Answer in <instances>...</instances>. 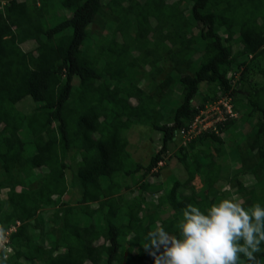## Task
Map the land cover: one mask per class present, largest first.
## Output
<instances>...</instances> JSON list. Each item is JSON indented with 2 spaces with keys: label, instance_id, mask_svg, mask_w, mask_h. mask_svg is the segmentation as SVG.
Listing matches in <instances>:
<instances>
[{
  "label": "trees",
  "instance_id": "16d2710c",
  "mask_svg": "<svg viewBox=\"0 0 264 264\" xmlns=\"http://www.w3.org/2000/svg\"><path fill=\"white\" fill-rule=\"evenodd\" d=\"M261 61L264 0H0V264H155L147 232L160 225L178 236L188 204L205 211L235 194L246 209L264 207ZM229 70L240 71L233 86ZM146 79L156 80L149 91ZM174 88L179 104L161 110ZM218 98L238 116L183 139L179 129ZM136 125L161 133L145 164L128 151ZM225 143L229 170L217 159ZM172 147L184 177L152 183L146 176L158 175ZM73 164L80 198L72 204L61 198ZM133 186L141 192L129 197ZM142 192L156 195L150 208ZM239 264L248 261L241 255Z\"/></svg>",
  "mask_w": 264,
  "mask_h": 264
},
{
  "label": "clouds",
  "instance_id": "9594fccd",
  "mask_svg": "<svg viewBox=\"0 0 264 264\" xmlns=\"http://www.w3.org/2000/svg\"><path fill=\"white\" fill-rule=\"evenodd\" d=\"M239 72L232 77V71H228L232 86ZM207 101L210 100L203 104ZM227 103L234 113L232 117H236L237 112ZM167 104L174 108L179 102L172 105L169 100ZM162 163L159 161L158 165ZM177 228L178 236L160 225L147 232L144 248L155 264H239L241 255L248 264H258L256 254L264 243V207L257 203L246 209L236 197L220 199L205 211L188 204L182 210ZM2 235L0 230V238Z\"/></svg>",
  "mask_w": 264,
  "mask_h": 264
},
{
  "label": "rangeland",
  "instance_id": "374dc122",
  "mask_svg": "<svg viewBox=\"0 0 264 264\" xmlns=\"http://www.w3.org/2000/svg\"><path fill=\"white\" fill-rule=\"evenodd\" d=\"M32 1V0H31ZM57 20H59L60 15L58 14ZM55 20L52 19L50 20L48 23L52 24L54 23ZM49 24H46L44 22V26H48ZM198 39V38H197ZM95 52V46H92V51L87 52V55L89 56H93V53ZM80 53V52H79ZM78 53V54H79ZM85 52H83L84 54ZM193 66H196V63H193ZM164 70L162 71V73L159 75V77L162 79L163 77H165L166 73L169 71V65H163ZM261 70L262 72H264V61H261ZM230 75V72L228 73ZM146 78V77H145ZM159 79V78H158ZM251 82H255V81H261V77L260 76H255L252 75L250 78ZM75 81V80H74ZM263 81V79H262ZM156 83V80L151 81L146 79L144 82H142L140 84V87L145 90V91H149L152 89V87L154 86V84ZM238 86V84H236ZM200 91H205L206 89V85L204 83L200 84L199 87ZM206 92V91H205ZM204 92V93H205ZM178 96H180V92L178 91L177 88L173 89L172 94L170 95V97L168 98L167 102H169L172 105H177L178 103ZM198 99H200V92L197 94L196 97H194L191 100V105H195L198 103ZM132 103H134L135 101L133 99L130 100ZM21 107H23V109H28L29 108V104L28 101L21 103ZM172 106L166 104L165 106H161L160 109L161 110H167L168 108H171ZM236 116V115H235ZM238 116V115H237ZM167 122H171V119H167ZM255 122V120H253L252 124ZM207 123V122H206ZM135 127V131L133 132L132 130L128 133V139H129V146H128V151H130L132 157L137 160V161H141L143 164H145L149 158V156L154 153L158 147L161 144V133L159 131H156L154 129H152L151 127L148 126H140L136 125L133 126ZM256 128V125L255 127ZM235 137L237 140L241 139V137L244 134L243 130H236L235 131ZM140 135V136H139ZM142 142H137V139H139ZM136 141V142H134ZM221 150L224 152V154H222L221 152H219L217 159L221 164H225V168L226 170L231 169L233 166V161L231 159H229L230 157L229 155V151L227 148V144H222L221 146ZM173 149H171L169 151V155L166 158V160H164V163H162V165L160 166V170L158 175L152 176V175H147L146 177L149 178V181H151L152 183L155 182H162L165 184H169L171 182V178L173 177V175L177 178V179H182L184 177V172L182 169V166L179 164L177 157L175 156L174 152H175V148L172 147ZM212 149V153L215 154V151ZM173 152V153H171ZM72 161V160H70ZM226 171L224 172L223 176H227V174L225 175ZM139 175L141 174V171L138 173ZM34 176H32L33 181H36L37 183L40 182V177L37 175L35 178V174H33ZM62 179L66 182L67 186H68V190L66 191V193L62 194V198L65 201H68L70 203H75L79 200L80 198V190L78 185L75 184V164L71 165V167L69 169L66 170V174L62 177ZM145 179V178H143ZM142 179V180H143ZM242 181L245 183V185H250L252 184V179L250 176L246 175L245 177H241ZM141 180V179H140ZM139 180V181H140ZM192 183L194 184V194H198L200 193V188H201V182L199 180L198 176H195ZM224 194L225 195H229L230 194V190H228V187L225 186L224 188ZM139 192H141L139 190V188L137 186H133L131 189L126 190L125 194L128 195L129 197L131 196H135L137 195ZM184 192L186 193H190L189 190H185ZM142 195L144 197H146V201L143 203V207H147V205L150 203L151 201V197H155L154 196H150L149 194H147L146 192H142ZM233 197H236L238 201H240V197H238L237 195L233 194ZM163 209L165 208L164 206H162ZM147 208H150V206H148ZM41 209V208H40ZM42 209H44L45 212L50 210V207L48 206H44L42 207ZM41 209V210H42ZM166 212V211H165ZM8 229L7 232L10 233L12 231H15L16 227H17V223H8L7 224ZM7 238V235L5 236ZM127 238H130V236H127ZM4 251L9 252L10 248L8 246H6V248L4 249Z\"/></svg>",
  "mask_w": 264,
  "mask_h": 264
},
{
  "label": "built area",
  "instance_id": "2783aa9c",
  "mask_svg": "<svg viewBox=\"0 0 264 264\" xmlns=\"http://www.w3.org/2000/svg\"><path fill=\"white\" fill-rule=\"evenodd\" d=\"M226 114H228V117L234 116L230 105L225 99L219 98L215 102L207 101L192 120L179 129V133L183 139L189 138L191 133L205 129L217 120H224Z\"/></svg>",
  "mask_w": 264,
  "mask_h": 264
}]
</instances>
